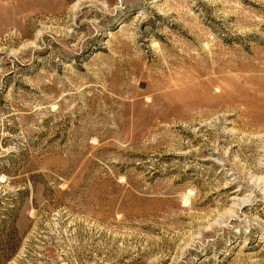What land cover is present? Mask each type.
I'll return each mask as SVG.
<instances>
[{
	"label": "rangeland",
	"instance_id": "obj_1",
	"mask_svg": "<svg viewBox=\"0 0 264 264\" xmlns=\"http://www.w3.org/2000/svg\"><path fill=\"white\" fill-rule=\"evenodd\" d=\"M0 264H264V0H0Z\"/></svg>",
	"mask_w": 264,
	"mask_h": 264
}]
</instances>
